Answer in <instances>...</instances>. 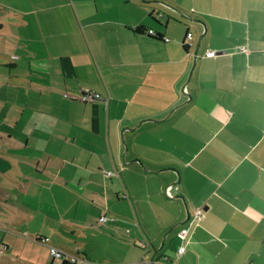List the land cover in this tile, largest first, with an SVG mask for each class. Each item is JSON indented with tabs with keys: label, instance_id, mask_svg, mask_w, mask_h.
<instances>
[{
	"label": "crops",
	"instance_id": "crops-1",
	"mask_svg": "<svg viewBox=\"0 0 264 264\" xmlns=\"http://www.w3.org/2000/svg\"><path fill=\"white\" fill-rule=\"evenodd\" d=\"M36 237L264 264V0H0V264Z\"/></svg>",
	"mask_w": 264,
	"mask_h": 264
},
{
	"label": "built area",
	"instance_id": "built-area-1",
	"mask_svg": "<svg viewBox=\"0 0 264 264\" xmlns=\"http://www.w3.org/2000/svg\"><path fill=\"white\" fill-rule=\"evenodd\" d=\"M148 35L150 36H154V31L153 30H148L147 31ZM163 42H167L168 40L166 38L162 39ZM214 53L212 52H207L206 55L207 56H211ZM81 102H93V101H99L101 100L99 95H97L96 93L93 92H89V91H83L82 92V96L80 97ZM102 102L105 104V107L107 106V101L106 100H102ZM124 197L127 198V195L125 194ZM106 221L105 217H100L99 219V223H104ZM188 233V229L187 228H182L180 230V232L177 234L178 239L180 240L181 244H183L185 242L186 236ZM36 239L43 245L47 246L49 249V256L53 261L59 262L60 264H96L93 263L89 260H87L84 256L80 255V254H72L69 252H65L62 250H59L53 246L50 245V241L49 238L47 237H36ZM145 244V246L148 245V242L145 241L143 242ZM185 248L183 245H180V247L178 248V254H182L184 253ZM174 261L171 260L168 257H163L161 259H159L158 261L153 262V264H173ZM138 264H144L143 262H140Z\"/></svg>",
	"mask_w": 264,
	"mask_h": 264
},
{
	"label": "rangeland",
	"instance_id": "rangeland-1",
	"mask_svg": "<svg viewBox=\"0 0 264 264\" xmlns=\"http://www.w3.org/2000/svg\"><path fill=\"white\" fill-rule=\"evenodd\" d=\"M108 103V101H107ZM105 105V104H104ZM105 109L107 110V106L105 107ZM107 220V219H106ZM32 249L31 252H33V254H37L38 256H43L44 254H49V249L47 248V246L45 247V245H41V244H34V241H32Z\"/></svg>",
	"mask_w": 264,
	"mask_h": 264
},
{
	"label": "trees",
	"instance_id": "trees-1",
	"mask_svg": "<svg viewBox=\"0 0 264 264\" xmlns=\"http://www.w3.org/2000/svg\"><path fill=\"white\" fill-rule=\"evenodd\" d=\"M142 30V29H141ZM137 32H140L139 30L137 31ZM147 35H148V33H147ZM154 39L155 40H158V41H162V39H163V37H161L160 35H154ZM37 240V239H36ZM38 241V240H37ZM171 260H173V259H171Z\"/></svg>",
	"mask_w": 264,
	"mask_h": 264
}]
</instances>
